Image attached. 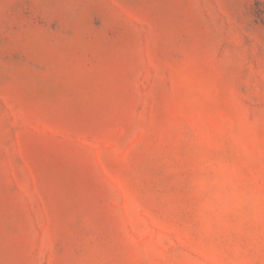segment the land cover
Here are the masks:
<instances>
[{
	"label": "rangeland",
	"instance_id": "rangeland-1",
	"mask_svg": "<svg viewBox=\"0 0 264 264\" xmlns=\"http://www.w3.org/2000/svg\"><path fill=\"white\" fill-rule=\"evenodd\" d=\"M264 0H0V264H264Z\"/></svg>",
	"mask_w": 264,
	"mask_h": 264
},
{
	"label": "trees",
	"instance_id": "trees-1",
	"mask_svg": "<svg viewBox=\"0 0 264 264\" xmlns=\"http://www.w3.org/2000/svg\"><path fill=\"white\" fill-rule=\"evenodd\" d=\"M260 18H262L264 20V16H262L261 14H260Z\"/></svg>",
	"mask_w": 264,
	"mask_h": 264
}]
</instances>
